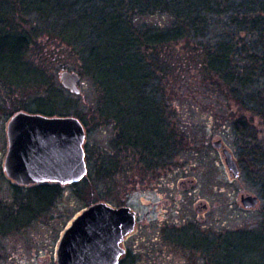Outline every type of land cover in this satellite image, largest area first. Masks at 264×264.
Returning a JSON list of instances; mask_svg holds the SVG:
<instances>
[{
	"label": "rangeland",
	"instance_id": "rangeland-1",
	"mask_svg": "<svg viewBox=\"0 0 264 264\" xmlns=\"http://www.w3.org/2000/svg\"><path fill=\"white\" fill-rule=\"evenodd\" d=\"M42 1L4 0L0 5V19L12 21L18 32L30 33L31 40L24 58L12 64L7 61L0 64V207L12 211L20 207L17 197L22 193L3 172L7 123L11 114L19 109L36 111L34 109L40 107L47 113L59 115L67 107V113L73 116L78 110L87 130L89 176L86 184L79 187L81 194L72 186L65 187L49 208L36 212L33 217L39 203L31 195L29 208L16 214L15 220L1 216L0 231L5 230L0 235V264H44V261L52 260L72 220L86 207L99 201L115 207L128 205L138 214L136 233L127 242L135 253L136 264H206L207 261L215 264L216 250L212 248L214 252L208 258L197 248L199 244L192 247L193 243L187 237L195 234L210 237L211 242H216V237L224 239L223 235L236 230L257 232H245L240 239L229 236V242L239 243L238 248L229 250V264H264V198L262 185L257 184L258 175H264V169L253 166L247 157L253 141V145L264 147V119L241 111L229 99L218 78L206 73L202 58L193 48L195 44L183 40L170 48L174 56L182 58L181 63L173 72L163 73L162 97L157 96L159 101L162 100V117L153 113L155 103L151 91L154 81L149 80V76L136 80L143 89L129 84L131 91L126 97L132 114L125 119L133 127L140 125L148 133L150 129L163 133L165 125L159 124L163 118L167 136L172 139L173 160L164 167L159 160L152 158L147 166L142 149L121 146L117 155L114 147L116 114H108L105 108L113 110L114 99L125 100L121 98L123 91L114 77L105 72L103 77H110L104 82V88L108 90L109 85L111 92L105 104L98 85L82 74L83 65L80 66L79 57L54 34L45 31L47 28L52 30L57 13ZM126 3V0H120L119 9ZM80 4L82 17H69L66 30L54 27L62 40L75 44L88 40V28L93 23L102 36L109 30H117L116 24L112 23L113 19L119 21L116 15L113 19L106 18L105 23L89 20L88 15L98 7L93 6L89 10L85 0ZM62 5H67L66 1ZM13 8L16 11L12 16ZM37 10L40 21L36 13L31 14ZM158 22L165 26L171 23V19L166 16L143 17L137 18L135 25H155ZM120 24L121 28L127 25L125 18L120 19ZM2 31L1 27L0 35ZM162 50L160 59L167 60L169 51L166 47ZM104 59L100 57V61ZM109 60L115 62L116 56L115 59L109 57ZM64 70L80 75L79 95L63 87L60 74ZM134 71L129 70V74L134 75ZM46 79L48 83L39 84ZM49 85L54 86L61 96L55 92L47 96L52 89ZM65 100H71L73 108L64 106ZM53 101L59 105H54ZM150 113L151 122H141L143 116ZM242 115L249 129L248 136H253V141L234 134L233 121ZM219 139L233 154L240 170L238 178L232 176L222 151L213 145ZM113 161L115 168L107 175L106 167L111 168ZM101 169H106L102 178L99 176L102 175ZM243 195L257 196L258 206L246 209L241 203ZM204 204L209 208L202 213V221L198 206ZM184 234L189 235L185 237Z\"/></svg>",
	"mask_w": 264,
	"mask_h": 264
},
{
	"label": "trees",
	"instance_id": "trees-1",
	"mask_svg": "<svg viewBox=\"0 0 264 264\" xmlns=\"http://www.w3.org/2000/svg\"><path fill=\"white\" fill-rule=\"evenodd\" d=\"M63 1H66L67 5L63 6ZM126 1L127 3L124 4L123 8L119 9L120 0H85L89 10H92L93 6L98 7L95 9L96 11L92 10L91 14L88 15L89 20L95 19L105 23L106 18L113 19V15H116L119 21L113 19L112 23L113 25L116 24L114 27L117 30H109L103 36L97 32V25L93 23L92 29L88 28V31H90L89 39H84L78 44L62 40L60 33L54 30V27H64L66 30L67 24L70 23L69 17L72 19L82 17L81 0L42 1L43 5L52 6L53 11L57 13V20L52 25V30L47 28L45 31L54 34L79 57L80 66L83 65L82 74L92 78L98 85V89L103 94L105 104H107L111 92L109 85L108 90H105L104 82L110 76H113L117 86L121 87L123 91L121 98L125 100L119 99L116 101L114 99V109L107 110L105 108V112L110 115L112 113L117 114L118 111L120 113L119 124L121 125V133L119 135V146L132 147L135 150L142 149L144 156H148L147 158L144 157V164L147 166L150 165L152 158L155 161L159 160L163 165L165 162L169 164L173 160L174 148L171 143L172 139L169 135L167 136L168 132L166 131L165 121L163 123V118L159 121L160 126L165 125V132L163 133L151 129L148 133L147 130H142L140 125L133 127L125 119L132 114L126 97L127 93L131 91L129 84L132 83L137 88L143 89L136 80L140 81L142 78L149 76V80L154 81V88L151 91V97H154L155 103L153 113L162 117V100L159 101L158 97H162L163 73L173 72L177 68L178 63H181L182 58L177 57V55L174 56L170 48L174 44L177 46L183 40L192 43V45L195 44L193 48L196 51V55L199 54L202 58L206 73L210 72L218 78L219 83L227 91L229 99L236 103L241 108V111H247L253 116L264 119V0H209V2H206L207 0H202L203 2H200V0L193 2L191 0ZM3 2L4 0H0V5ZM14 3L18 4L16 1ZM181 7L184 8L182 9ZM15 11V8H13L10 14L13 16ZM38 12L39 10L31 14L36 13L40 21ZM161 16L170 18L171 23L168 22L165 25L166 27L161 22L155 25H135L137 18H161ZM121 18H125L127 24L122 28L120 24ZM1 27L3 31L0 35V64L5 61L12 64L20 60V58H24L28 53L31 44L30 33L18 32L17 26L9 19L6 21L0 19ZM164 47L169 51L167 60H161L159 56V52H162ZM191 53L193 55V52ZM101 56L105 57L102 61H100ZM115 56L116 61L111 63L109 57L115 59ZM164 64L165 67H163ZM129 70H135L134 75L131 76ZM105 72H108L110 76L103 77ZM41 73L44 76L43 72ZM45 83H48V79L39 82V84ZM49 86L52 89L48 91L47 96L52 92L61 96L60 92L54 89V86ZM70 101L65 100L64 106L73 108ZM52 103L56 106L59 105L57 101ZM66 109L68 108L65 107L63 111H60L58 116H68V110ZM34 110L44 115H56L54 112L47 113L40 107ZM243 115L233 121L234 134L237 137L253 141V136H248L249 129L246 126L245 116ZM77 116H79L78 110H76ZM78 118L80 119L81 117L79 116ZM151 119L152 115L150 113V115H144L141 122H151ZM80 120L82 121V119ZM253 143L247 157L253 166H261L260 168L264 169V147L255 146ZM112 163L114 167L112 165L111 168L106 167L107 175L115 168V162L113 161ZM100 172L102 175L99 176L101 177L106 174V169H101ZM258 176L259 181L257 184L262 185L264 198V175L261 176L259 174ZM86 180L72 186L76 188V191L78 190V194L82 193L79 187L84 186L87 182ZM82 189H85V187ZM17 191L22 193L20 197H17L20 203L19 209L12 211L0 207L2 212L0 213V220L1 216H3V219L7 217L9 220H15L16 214L29 208L32 200L30 195L34 196V199L39 203V209L34 211L33 217L36 212L40 213L41 210L49 208L60 195L62 188L58 185L45 184L27 189L17 187ZM4 230L0 231V235L4 233ZM245 232L255 233L257 231L236 230L227 232L223 235L224 239H220L219 236L216 237V242H211L210 237L203 238L195 234L187 237V239L193 243L192 247L195 244H199L197 248L208 258L211 256V252L216 250L218 254L216 253L215 264H229V250L238 248L239 243L231 242V240L229 242L228 238L231 236L240 239ZM187 235L189 234H184L185 237ZM206 264H208V261Z\"/></svg>",
	"mask_w": 264,
	"mask_h": 264
},
{
	"label": "water",
	"instance_id": "water-1",
	"mask_svg": "<svg viewBox=\"0 0 264 264\" xmlns=\"http://www.w3.org/2000/svg\"><path fill=\"white\" fill-rule=\"evenodd\" d=\"M60 79L66 89L80 94L79 74L65 70ZM7 133L9 151L5 171L17 184L68 185L87 176L86 130L78 118L20 111L11 118ZM213 145L222 149L228 169L238 178L240 170L232 152L221 139ZM241 202L251 209L258 206L259 199L243 195ZM136 221V213L128 206L113 208L102 202L93 204L64 232L57 251L58 264H116L123 252L119 245L134 230Z\"/></svg>",
	"mask_w": 264,
	"mask_h": 264
},
{
	"label": "flooded vegetation",
	"instance_id": "flooded-vegetation-1",
	"mask_svg": "<svg viewBox=\"0 0 264 264\" xmlns=\"http://www.w3.org/2000/svg\"><path fill=\"white\" fill-rule=\"evenodd\" d=\"M19 110L14 111L11 114L10 118L15 113H17ZM119 119H120V113L118 111L117 114H116V122H115L117 134H116V137H115L116 138V142L114 144V147H115L117 155H119V135H120ZM7 128H8V123H7ZM6 135H7V129H6ZM8 148H9V144H8V138H7V150H6V153H5L4 163H5V159L7 157V154H8ZM4 163H3V172H4L5 176H7L6 172H5V168H4ZM167 165L168 164L165 162V164L163 166L166 167ZM11 183H12V185H14L13 182H11ZM14 187H15V185H14ZM107 204L110 205L109 203H107ZM110 206H112V205H110ZM121 206H123V205H121ZM112 207H115V206H112ZM208 208L209 207L207 206V204L198 206V210L201 213L200 219L202 221L204 220V214H202V213H204V211L207 210ZM138 223H139V217L137 216V223H136V226H135L134 230L132 232L128 233L127 235H125L123 240H122V242L119 245V249H121L123 252L119 256L116 264H136V262H135V253H134L133 249L127 244V242H128V239L132 235H135ZM43 263L44 264H58V262H57V253H55V255H54L52 260L44 261Z\"/></svg>",
	"mask_w": 264,
	"mask_h": 264
}]
</instances>
